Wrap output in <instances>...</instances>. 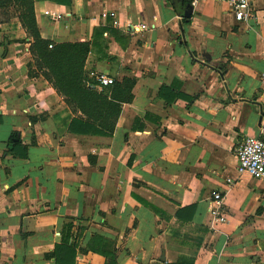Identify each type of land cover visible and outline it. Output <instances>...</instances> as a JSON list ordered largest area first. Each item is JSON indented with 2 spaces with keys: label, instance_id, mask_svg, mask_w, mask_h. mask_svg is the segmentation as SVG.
I'll list each match as a JSON object with an SVG mask.
<instances>
[{
  "label": "crops",
  "instance_id": "obj_1",
  "mask_svg": "<svg viewBox=\"0 0 264 264\" xmlns=\"http://www.w3.org/2000/svg\"><path fill=\"white\" fill-rule=\"evenodd\" d=\"M4 1L0 264H264V181L235 156L264 141V0L247 23L217 2L33 0L47 49L87 46L83 85L93 72L131 85L108 136L69 132L81 114ZM213 191L227 218L215 232Z\"/></svg>",
  "mask_w": 264,
  "mask_h": 264
},
{
  "label": "trees",
  "instance_id": "obj_2",
  "mask_svg": "<svg viewBox=\"0 0 264 264\" xmlns=\"http://www.w3.org/2000/svg\"><path fill=\"white\" fill-rule=\"evenodd\" d=\"M45 1V0H35ZM20 3V1H18ZM32 2L28 8V22L20 16L22 25L34 38L33 53L39 61L43 76L53 87L66 97L65 102L73 113L81 116L73 118L69 132L78 135H111L120 112V103L131 100L128 84L123 90L114 82L106 91L97 93L91 86L83 85L82 68L88 48L84 44H63L47 49L35 29ZM22 3V2H21ZM26 2L23 1V4ZM110 90L109 96L106 92Z\"/></svg>",
  "mask_w": 264,
  "mask_h": 264
},
{
  "label": "built area",
  "instance_id": "obj_3",
  "mask_svg": "<svg viewBox=\"0 0 264 264\" xmlns=\"http://www.w3.org/2000/svg\"><path fill=\"white\" fill-rule=\"evenodd\" d=\"M191 4L196 5L202 2L226 3L234 19L240 23H247L253 18V12L250 6V0H189ZM141 26L140 29H145ZM48 48H52L49 45ZM264 78V74H262ZM89 78L94 81L99 88H108L114 83V79L102 74L93 72L89 74ZM264 108V100L261 101ZM237 160V173L247 174L251 178L264 181V141L254 137H247L239 145L235 151ZM227 184L231 180H226ZM225 194L220 191H213L208 199V211L211 215L209 228L215 232L219 225L227 222L225 214Z\"/></svg>",
  "mask_w": 264,
  "mask_h": 264
},
{
  "label": "rangeland",
  "instance_id": "obj_4",
  "mask_svg": "<svg viewBox=\"0 0 264 264\" xmlns=\"http://www.w3.org/2000/svg\"><path fill=\"white\" fill-rule=\"evenodd\" d=\"M13 1L15 3L12 4V7L14 8L16 14L19 12V16L21 15L23 17V19L28 22V20H27L28 19V12L26 9L29 7L28 4H29L30 0H13ZM18 1H20V3ZM23 1L26 2V4L25 3L23 4ZM9 2H11V0L4 1V2H2L3 3L2 5L9 3Z\"/></svg>",
  "mask_w": 264,
  "mask_h": 264
}]
</instances>
